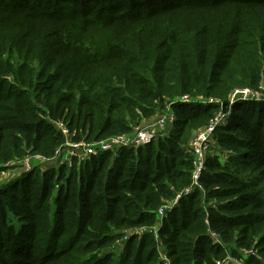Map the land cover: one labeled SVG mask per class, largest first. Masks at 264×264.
<instances>
[{"label": "trees", "instance_id": "16d2710c", "mask_svg": "<svg viewBox=\"0 0 264 264\" xmlns=\"http://www.w3.org/2000/svg\"><path fill=\"white\" fill-rule=\"evenodd\" d=\"M264 0H0V174L64 142H97L156 120L163 137L136 149L39 166L0 182V264H160L157 211L190 184L188 145L219 112L200 179L158 230L171 264L228 255L264 264ZM214 148L219 149L214 152ZM215 234L219 242L211 238Z\"/></svg>", "mask_w": 264, "mask_h": 264}, {"label": "built area", "instance_id": "2783aa9c", "mask_svg": "<svg viewBox=\"0 0 264 264\" xmlns=\"http://www.w3.org/2000/svg\"><path fill=\"white\" fill-rule=\"evenodd\" d=\"M263 97L259 92L250 89H240L233 92L232 98H230V104L236 100L245 101H260ZM181 103H200V104H211L215 102L212 99L197 100L192 101L188 97L183 96L177 98L172 103H167L164 106L161 116L156 120L138 125L135 127L130 134H119L97 142H87L84 140L73 141L70 137L68 129L63 123H54L56 129L64 136V142L60 147H58L52 158L45 159L39 155H27L23 159L8 163L17 164L23 166V172L30 171L34 167L41 166V169H45L50 165H62L69 164L71 160L76 159L78 161H84L90 156H97L100 153L111 152L115 153L120 149H136L139 147H144L150 143L157 140L159 137H163L165 133L169 130L171 125L175 120V114L172 111V104ZM218 104V102H215ZM226 115L219 111L205 126L198 129L189 145L188 150L192 156L193 170L191 174L190 184L183 190L176 193L172 200L165 202L157 211V223L152 228L140 227L131 232H123L124 235H119L116 238L115 246L121 249L123 244L130 237H140L146 231H151L157 244V252L159 255L160 264H171L167 256V251L162 247V242L160 241L158 230L161 226V220L165 214L178 207L179 202L182 198L189 196L195 190L202 191L200 185V179L202 173L205 169V161L208 156L212 153V138L216 128L224 121ZM32 161H36L38 164L33 165ZM54 165V166H55ZM211 238L217 243L219 239L215 234H211ZM119 251V252H120ZM246 257L255 256V251L250 250L246 252ZM233 262L229 258H225L220 262H215V264H232Z\"/></svg>", "mask_w": 264, "mask_h": 264}, {"label": "rangeland", "instance_id": "374dc122", "mask_svg": "<svg viewBox=\"0 0 264 264\" xmlns=\"http://www.w3.org/2000/svg\"><path fill=\"white\" fill-rule=\"evenodd\" d=\"M232 95H233V92H232V94H230V98H232ZM230 100V99H229ZM262 101H264V97H263V99H262ZM235 102H237V100L235 101ZM219 151V149H217V148H214V150H213V153L214 152H218ZM32 164L33 165H37L38 163L36 162V161H32ZM40 167V169H41V166H39ZM23 166H21V165H17V164H10V165H8L7 166V168H6V170L5 171H3L1 174H0V182H4V181H6V180H11V179H14L15 177H16V175H19L20 173H22L23 172ZM138 228H140V227H137V228H131V229H127V230H123V231H121V235H124L123 234V232H131V231H135V229H138ZM141 237V236H140ZM140 237H138V238H140ZM115 242L116 241H114V243H113V245H112V249L110 250L113 254H114V257H115V259H117V257H118V255H119V251H120V248L119 247H117V246H115ZM122 247H124V244H123V246ZM162 247L164 248V250L166 251V247L164 246V244L162 243ZM250 250H252V249H250ZM250 250H245V251H242L241 252V256H242V258H239V259H234L233 257H231V256H227L226 258H229L233 263L232 264H244V262L242 261V259L244 258V259H246L247 257V255H246V252H248V251H250ZM254 251V250H253ZM256 255V254H255ZM159 257V256H158ZM225 259V258H224ZM216 262H219V261H216Z\"/></svg>", "mask_w": 264, "mask_h": 264}, {"label": "crops", "instance_id": "0c3cea01", "mask_svg": "<svg viewBox=\"0 0 264 264\" xmlns=\"http://www.w3.org/2000/svg\"><path fill=\"white\" fill-rule=\"evenodd\" d=\"M16 176H17V175H16ZM5 182H7V180H6Z\"/></svg>", "mask_w": 264, "mask_h": 264}]
</instances>
